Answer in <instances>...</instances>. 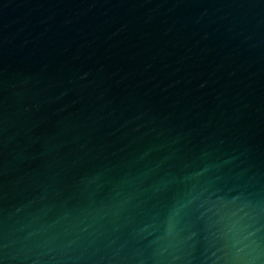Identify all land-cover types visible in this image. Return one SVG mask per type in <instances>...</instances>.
I'll use <instances>...</instances> for the list:
<instances>
[{"label": "water", "instance_id": "95a60500", "mask_svg": "<svg viewBox=\"0 0 264 264\" xmlns=\"http://www.w3.org/2000/svg\"><path fill=\"white\" fill-rule=\"evenodd\" d=\"M0 264H264V0H0Z\"/></svg>", "mask_w": 264, "mask_h": 264}]
</instances>
